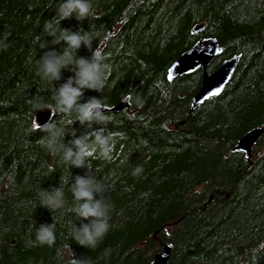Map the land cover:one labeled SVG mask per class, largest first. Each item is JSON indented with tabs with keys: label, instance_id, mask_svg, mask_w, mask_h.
Returning <instances> with one entry per match:
<instances>
[{
	"label": "trees",
	"instance_id": "obj_1",
	"mask_svg": "<svg viewBox=\"0 0 264 264\" xmlns=\"http://www.w3.org/2000/svg\"><path fill=\"white\" fill-rule=\"evenodd\" d=\"M61 2L0 0V264H68V245L86 264H150L166 244L168 264H264V134L251 158L237 148L248 130L264 127V0H90L95 16L54 24L57 35L60 28L100 33L92 49L104 58L105 87L84 90L81 102L130 103L105 112L106 126L70 124L75 113L52 112L66 145L73 132L78 138L101 128L114 139L110 160L87 159L112 205L111 228L95 249L71 238L74 226L89 223L71 211L72 183L87 169L41 146L46 133L33 114L54 105L55 88L74 76L62 69L61 80L49 82L37 74L44 52L65 46L43 32ZM197 24H205L200 33ZM204 37L223 47L210 72L232 55L240 60L223 93L190 113L202 70L171 82L167 73ZM91 54L84 46L77 53ZM136 165L142 172L133 176ZM58 187L65 207L40 206V192ZM53 221V246L28 243L35 227Z\"/></svg>",
	"mask_w": 264,
	"mask_h": 264
},
{
	"label": "clouds",
	"instance_id": "obj_2",
	"mask_svg": "<svg viewBox=\"0 0 264 264\" xmlns=\"http://www.w3.org/2000/svg\"><path fill=\"white\" fill-rule=\"evenodd\" d=\"M73 15L78 21H84L90 16H95L90 0H62L55 9L53 19L45 22L43 32L53 37L52 44L60 45L63 43L65 46L59 52H44L37 61V74L42 79L52 82L61 80L62 69L74 72V76H70L66 82L55 88L53 94L55 104L47 107L50 112H59L69 117L75 113V119L69 120L70 124L78 121L81 125L87 124L89 127L93 122L106 126L109 117L105 114L106 105L102 99L93 96L89 97L86 102H81L84 90L100 92L105 87L106 67L103 62L104 58L98 48L92 49V42L97 40L100 33L93 30L74 32L60 28L59 35H57L54 27V24L60 25L61 20L69 19ZM46 46V43L40 42L41 48ZM81 46L92 53L90 58L77 55ZM37 103L40 101L37 100ZM39 130L46 133L38 141L41 146L52 154L59 155L61 162L70 164L72 167L87 169L84 176L77 175L74 183H72L71 191L74 206L71 211L76 214L77 218L89 220V223H83L79 228L74 226L71 238L82 247L95 249L111 228L109 220L112 205L104 199V185L90 174L87 159L95 155L98 159L110 160L114 148L113 136L105 134L104 128L91 131L78 138L73 132V139L66 145L62 142L66 134L64 127L59 126L53 120L39 126ZM141 172L142 167L136 165L132 170V175L138 176ZM98 194L100 199H96ZM39 198L40 206L52 212L65 207L62 187L42 190ZM55 242L54 221L52 224H41L38 228L35 227V238L28 241L30 245H47L49 247L53 246ZM67 247L71 255L68 264H86L84 260L74 258L75 254L70 245Z\"/></svg>",
	"mask_w": 264,
	"mask_h": 264
},
{
	"label": "water",
	"instance_id": "obj_3",
	"mask_svg": "<svg viewBox=\"0 0 264 264\" xmlns=\"http://www.w3.org/2000/svg\"><path fill=\"white\" fill-rule=\"evenodd\" d=\"M204 28L205 24H197L193 27V32L200 33ZM114 33L115 27L107 33L104 42H106ZM222 52L223 47L220 45L217 38L204 37L182 52L168 68L167 79L170 82L183 75L192 74L197 69H202L200 87L191 98L190 113L195 111L200 105L204 104L212 97L221 95L231 82L239 63L240 55H232L224 59L214 71H208L210 64L219 57ZM129 106L130 103L128 99H123L114 106L106 108V112H122L124 109L129 108ZM33 113L40 126H43L51 120L52 112H50L48 107L36 108L33 110ZM263 134V126H257L248 130L239 139L237 148L251 158L253 149L261 140ZM170 254L171 246L166 244L161 251L154 255V259L150 264H168Z\"/></svg>",
	"mask_w": 264,
	"mask_h": 264
},
{
	"label": "bare ground",
	"instance_id": "obj_4",
	"mask_svg": "<svg viewBox=\"0 0 264 264\" xmlns=\"http://www.w3.org/2000/svg\"><path fill=\"white\" fill-rule=\"evenodd\" d=\"M33 114H34V113H33ZM34 117H36L35 114H34ZM51 118H52V116H51ZM36 120H37V119H36ZM36 120H35V121H36ZM36 123H38V122H36Z\"/></svg>",
	"mask_w": 264,
	"mask_h": 264
},
{
	"label": "snow or ice",
	"instance_id": "obj_5",
	"mask_svg": "<svg viewBox=\"0 0 264 264\" xmlns=\"http://www.w3.org/2000/svg\"><path fill=\"white\" fill-rule=\"evenodd\" d=\"M170 79H171V77H170ZM214 94H218V93H214ZM38 126V125H37Z\"/></svg>",
	"mask_w": 264,
	"mask_h": 264
}]
</instances>
